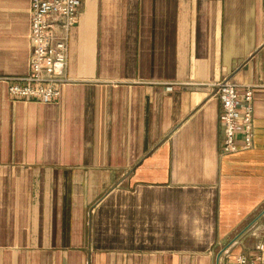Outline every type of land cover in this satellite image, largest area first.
<instances>
[{
  "label": "crops",
  "instance_id": "0c3cea01",
  "mask_svg": "<svg viewBox=\"0 0 264 264\" xmlns=\"http://www.w3.org/2000/svg\"><path fill=\"white\" fill-rule=\"evenodd\" d=\"M29 7L0 0V264H223L264 239V0H82L51 104L7 94ZM223 79L253 90L230 156Z\"/></svg>",
  "mask_w": 264,
  "mask_h": 264
},
{
  "label": "built area",
  "instance_id": "2783aa9c",
  "mask_svg": "<svg viewBox=\"0 0 264 264\" xmlns=\"http://www.w3.org/2000/svg\"><path fill=\"white\" fill-rule=\"evenodd\" d=\"M82 0H29V72L7 87L10 98L51 104L61 97L67 82L68 34L76 22ZM217 87L223 128L221 156L251 149L254 138L253 90L223 79ZM224 264H264V239L248 253H240Z\"/></svg>",
  "mask_w": 264,
  "mask_h": 264
},
{
  "label": "rangeland",
  "instance_id": "374dc122",
  "mask_svg": "<svg viewBox=\"0 0 264 264\" xmlns=\"http://www.w3.org/2000/svg\"><path fill=\"white\" fill-rule=\"evenodd\" d=\"M220 251H221V248L219 246L217 247L216 245H214L211 248L210 252H208V254H207L208 260L210 261V262L208 261V264H215L216 259L219 257L218 254L220 253ZM229 253L232 256L229 257ZM229 253H228V255L221 253V255L223 254L222 255L223 264L228 262V260H230L232 257H234L236 255V254H234L233 250L229 251Z\"/></svg>",
  "mask_w": 264,
  "mask_h": 264
}]
</instances>
